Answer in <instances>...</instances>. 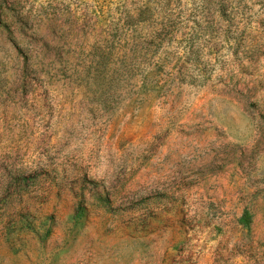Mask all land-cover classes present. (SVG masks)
<instances>
[{"label":"rangeland","instance_id":"obj_1","mask_svg":"<svg viewBox=\"0 0 264 264\" xmlns=\"http://www.w3.org/2000/svg\"><path fill=\"white\" fill-rule=\"evenodd\" d=\"M0 264H264V0H0Z\"/></svg>","mask_w":264,"mask_h":264},{"label":"trees","instance_id":"obj_2","mask_svg":"<svg viewBox=\"0 0 264 264\" xmlns=\"http://www.w3.org/2000/svg\"><path fill=\"white\" fill-rule=\"evenodd\" d=\"M154 9L155 8L151 4L136 7L133 12L128 13L129 21L132 24L138 26L143 22L148 21L149 16L154 13ZM167 27H168L167 22L164 21V19H161L160 27H154L152 31L145 34L144 37L140 39H133L132 48L134 50L137 49L139 52H144L146 54V52H149L151 50L152 43L159 44L162 41L163 36L168 33V31H166L168 30ZM96 64L97 66H101V70H99L100 73L105 71L104 70L105 62L103 60V56H101V59L99 61H96ZM130 64H132V59L130 60V63H128V65L130 66ZM126 71L131 73L132 67H129L128 69H126ZM150 74L151 73H147L146 75H143L142 84H145L148 80H150ZM248 220H249V216L248 213L245 211L243 215L240 217V221L243 223H247Z\"/></svg>","mask_w":264,"mask_h":264}]
</instances>
